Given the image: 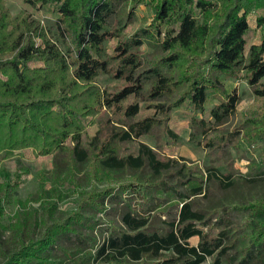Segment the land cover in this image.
Instances as JSON below:
<instances>
[{"label": "trees", "instance_id": "1", "mask_svg": "<svg viewBox=\"0 0 264 264\" xmlns=\"http://www.w3.org/2000/svg\"><path fill=\"white\" fill-rule=\"evenodd\" d=\"M153 1L152 27L116 47L115 78L126 85L112 94L102 92L96 82L113 70L105 44L117 0L26 1L36 10L58 15L65 51L41 21L27 12L13 18L0 0V154L9 158L34 149L53 155L56 171L39 196L49 213L39 237H26L21 229L18 244L4 247L3 234L20 232V223L2 225L6 198H0V264H204L209 258H215L214 264H264L263 200L235 206L259 218L239 258L230 253L237 248L230 243L234 222L229 208L199 205L211 184L230 187L231 176L216 168L194 176L186 164L160 160L143 143L137 155L121 157L117 152V146L139 142L157 129L176 139L167 123L172 111L183 105L202 116L194 118L193 127L205 135L226 124L235 114V94H225L226 100L204 117L209 90L221 84L215 75L243 77L264 100V38L260 44L249 42L248 19L251 11L264 9V0ZM258 26L264 27V16ZM149 40L157 43L162 56L140 71L137 51ZM34 62L41 66L33 67ZM131 99L135 102L129 104ZM141 103L150 114L144 118H139ZM103 109L121 114L122 127H111L104 140L98 131L86 142L91 119ZM91 161L103 175L131 171L150 183L84 191L73 178ZM64 184L76 189L79 204L61 220L55 213L67 198ZM170 200L177 204L160 213ZM218 212L223 230L214 238L202 228H209ZM99 215L105 222L101 224L111 229L102 241ZM193 238H199L197 246L190 244Z\"/></svg>", "mask_w": 264, "mask_h": 264}, {"label": "rangeland", "instance_id": "2", "mask_svg": "<svg viewBox=\"0 0 264 264\" xmlns=\"http://www.w3.org/2000/svg\"><path fill=\"white\" fill-rule=\"evenodd\" d=\"M29 0H5L6 6L13 18L22 12H27L33 19L41 21L48 30L50 37L58 43L63 51L66 46L62 40L61 33L57 26L58 15L42 10H36L29 6ZM153 0H117L115 14L109 20V36L105 44L106 58L112 65V73L100 75L96 84L102 92L112 94L118 93L126 83L115 78L117 62L112 60L116 56V47L122 42L130 39L142 29H149L155 23ZM221 4L219 12L222 10ZM264 16V9L251 11L248 19L251 26L249 42L260 44L264 38V27L258 26L259 17ZM141 61L140 71H146L151 64L157 61L162 52L153 40H149L137 51ZM33 67H39V62H34ZM220 81L219 88L209 90L208 103L205 108V116L216 106L224 102L225 94H235L238 98L235 114L221 127H213L209 134L205 135L200 128L193 127L196 115L189 107L183 105L172 111L167 123L168 128L176 135V139L170 137L165 129H157L151 135L143 137L139 142L124 143L117 146L119 156L137 155L139 143H143L153 149L160 160H177L186 164L188 171L194 176L201 177L209 168H216L223 175L231 176L233 184L224 187L219 183L211 184L207 196L199 199V205L208 209L211 204H225L230 211L229 217L233 220V232L231 241L235 245L230 253H238L234 256L242 258L243 251L248 245L252 233L255 218L250 211L238 209L235 206H249L256 201H264V100L254 95L253 89L246 79H234L222 74L215 75ZM149 88H146V92ZM135 102L131 99L130 103ZM143 112L139 118L149 114L144 109L146 104L141 103ZM90 121V120H89ZM123 116L114 114L103 109L98 116L92 118L84 138L86 142L94 137L98 131L101 132V139H106L107 131L113 126L122 127ZM211 123V122H210ZM208 123V124H210ZM212 145V146H210ZM53 155H42L34 149H26L13 154V157L6 158L0 154V198H6L4 204V215L2 225L7 228L12 222L20 223L19 230H7L3 234L2 244L4 247H14L20 240V234L32 237H39L43 231L44 223L48 214L43 208L41 198L42 186L48 184L54 173ZM146 174L144 172L142 176ZM45 178L46 181L42 178ZM136 172L126 171L114 174L103 175L94 162L76 171L73 180L80 188L87 192L93 190L105 191L110 188L118 189L122 185L139 181L147 184L150 180ZM65 185V186H64ZM62 191L66 199L59 202L55 213L56 219L65 220L68 213L79 204V197L76 189L71 185L64 184ZM177 203L170 200L167 206L160 210L166 212ZM177 212V208L174 209ZM220 216L218 212L212 219L209 228H202L205 233H211L217 238L223 230L218 225ZM100 222L98 233L100 241L110 234V228L106 226L102 216L97 218ZM259 226V224L257 223ZM21 226V227H20ZM199 238L190 240L192 246H197ZM236 250V251H235ZM215 258H209L204 264H214Z\"/></svg>", "mask_w": 264, "mask_h": 264}]
</instances>
